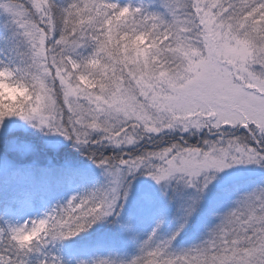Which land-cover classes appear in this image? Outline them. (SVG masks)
Instances as JSON below:
<instances>
[{
	"label": "snow or ice",
	"instance_id": "snow-or-ice-1",
	"mask_svg": "<svg viewBox=\"0 0 264 264\" xmlns=\"http://www.w3.org/2000/svg\"><path fill=\"white\" fill-rule=\"evenodd\" d=\"M159 6L157 15L143 5L74 0L54 12L51 0H0L36 70L39 103L18 119L87 150L105 178L101 188L71 197L30 225L0 229L15 257L6 248L0 264H28L25 257L47 241L118 216L125 181L138 172L158 185L176 180L194 190L187 219L217 174L241 165L264 168V0H160ZM85 46L91 54L74 59ZM85 78L95 87L84 88ZM231 129L246 135H226ZM205 130L217 139L202 147L165 146L172 132ZM40 226L31 244L19 242ZM180 229L160 241L153 229L126 264H264V186L236 201L207 240L172 252Z\"/></svg>",
	"mask_w": 264,
	"mask_h": 264
},
{
	"label": "rangeland",
	"instance_id": "rangeland-1",
	"mask_svg": "<svg viewBox=\"0 0 264 264\" xmlns=\"http://www.w3.org/2000/svg\"><path fill=\"white\" fill-rule=\"evenodd\" d=\"M116 3L143 5L150 13H163L160 0H119ZM91 52V47L85 46L72 55L74 59H82ZM27 60L28 46L17 34L10 17L0 12V62L23 66ZM226 135L243 137L246 133L242 129H231ZM215 139L217 137L208 135L206 130L183 136L172 132L166 137L165 146L168 142H180L202 147L205 140ZM141 147L152 150L151 144ZM105 154L115 155L111 149H106ZM50 167L59 168L52 186L45 179ZM35 171L40 175L32 182L30 178ZM104 183L102 169L96 167L87 150L61 136L45 135L15 117L0 122V229L30 225L62 207L71 197L94 191ZM125 186L127 198L122 201L119 215L99 221L85 231L95 236L93 251L82 250L67 256L53 241H47L39 251L25 257L28 264H42L53 257L59 264H93L98 259L126 264L138 254L141 243L153 229H156V240L160 241L169 238L181 224L184 227L173 241L171 251L192 248L208 239L221 217L234 210L236 201L264 186V168L241 165L217 174L187 219L184 210L197 193L182 182L172 180L167 185H158L138 172L127 178ZM4 243L0 239V246Z\"/></svg>",
	"mask_w": 264,
	"mask_h": 264
},
{
	"label": "clouds",
	"instance_id": "clouds-1",
	"mask_svg": "<svg viewBox=\"0 0 264 264\" xmlns=\"http://www.w3.org/2000/svg\"><path fill=\"white\" fill-rule=\"evenodd\" d=\"M142 43L143 41H135L134 46L138 47ZM35 71L29 63V58L23 66L0 62V118H18L26 109L39 103L38 99H34L33 92L32 75ZM80 83L84 88L95 87L87 78ZM43 229L44 226H40L39 231L21 236L19 242L25 245L31 244Z\"/></svg>",
	"mask_w": 264,
	"mask_h": 264
},
{
	"label": "trees",
	"instance_id": "trees-1",
	"mask_svg": "<svg viewBox=\"0 0 264 264\" xmlns=\"http://www.w3.org/2000/svg\"><path fill=\"white\" fill-rule=\"evenodd\" d=\"M119 0H114L113 2H118ZM74 2V0H51V3L53 5V11L59 12V10H62L66 8L70 3ZM50 173H48L49 176L46 175V178L49 181V185L52 186L53 182L55 181V177L59 174V168L57 167H50ZM40 173L38 171H35L33 175H31V181H37L39 178ZM95 236L93 235H87L85 231L79 233L75 237H71L64 240H56L53 241L58 247L63 249V252H66L67 256H73L72 254H79L82 250H88L93 251L95 248L94 242H95ZM97 246V245H96ZM8 248L9 251L7 252V255L10 257H13V254L10 250V245L7 243H4L3 246H0V255H5V249Z\"/></svg>",
	"mask_w": 264,
	"mask_h": 264
}]
</instances>
